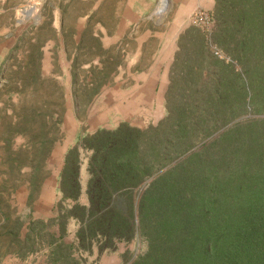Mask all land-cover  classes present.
<instances>
[{
  "label": "rangeland",
  "instance_id": "1",
  "mask_svg": "<svg viewBox=\"0 0 264 264\" xmlns=\"http://www.w3.org/2000/svg\"><path fill=\"white\" fill-rule=\"evenodd\" d=\"M159 1L0 0V264H43L45 244H38L18 258V246L4 231L20 217L22 241L30 219L56 216L60 198L57 178L63 155L80 135L100 127L113 128L124 113L142 123L149 121L152 114L147 108L136 106L135 97L143 94L147 83L141 79L148 71H152V78L157 76L161 65H152L153 60L166 58L175 33L185 26L199 27L208 44L223 53V59L213 56L208 45L212 57L223 63L214 67L213 75L228 85L218 89L224 96L222 101H212L211 106L205 107L204 127H208V134L171 165L148 178L138 191L184 161V168L164 177L169 205L182 192L183 205L190 213H199L201 207L208 209L207 215L199 219L203 227L211 230L243 224L250 215L260 220L264 217V0L237 3L246 18L241 27L236 21L237 10L215 13L213 0H169L163 13L156 11ZM218 41L225 49L218 46ZM35 47L42 52L41 78L52 79L55 86L39 84L37 90L23 87L21 73ZM76 54L83 64L97 65L100 60L112 66L120 63L116 74L109 77L110 84L78 114L71 88V65ZM237 75L248 89L244 109H240V93L235 91ZM89 78L90 74L80 73V80ZM161 85V81L154 83L152 91L156 96ZM212 87L213 81L204 91L210 92V98ZM59 94L63 97L60 100ZM47 101L50 110L58 104L63 113L58 140L44 160L34 152L37 143L33 134L20 132V121L32 105L38 108ZM30 161L41 165L40 188L32 200ZM87 179L84 159L80 171L83 188ZM79 202H86L84 195ZM64 206L69 207L67 203ZM6 216L10 222H5ZM70 227L69 221L67 229ZM145 247L140 238L130 244L120 243L118 249L128 253V260L121 259L118 264H130ZM114 255L103 254V259H97L94 254L88 264H105Z\"/></svg>",
  "mask_w": 264,
  "mask_h": 264
},
{
  "label": "trees",
  "instance_id": "2",
  "mask_svg": "<svg viewBox=\"0 0 264 264\" xmlns=\"http://www.w3.org/2000/svg\"><path fill=\"white\" fill-rule=\"evenodd\" d=\"M239 1L213 0L214 12L237 10L236 21L241 27L246 18L236 7ZM217 44L224 48L220 41ZM208 45L206 35L196 26H189L178 36V49L164 94L166 114L156 125L142 129L120 122L113 128L100 127L80 135L76 144L65 151L57 178L60 198L56 203V216L47 220L30 219L22 241L19 239L23 226L20 217L4 231V235L11 236L12 244L18 246V258L38 244H45L48 264H88V258L94 254L98 259L103 254L115 253L120 243L130 244L140 238L145 250L130 264H264V217L260 220L250 215L243 224L211 230L203 227L199 219L207 215L208 209L201 207L199 213H190L183 205L182 192L172 205L166 202L164 177L184 168L182 164L186 162L174 165L142 192L138 191L148 178L190 151L209 132L208 127H204L205 107L211 106L212 101H222L224 96L218 89L227 88L228 84L213 75L214 67L223 63L212 57ZM30 54L27 67L21 73L23 87L37 90L39 84L55 86V81L40 76V47H35ZM77 55L72 59L71 88L78 114L110 84L109 77L116 74L120 63L112 66L100 60L97 65L83 64ZM86 65L88 68H84ZM8 69L9 65L5 74ZM80 73H88L91 78L80 80ZM237 78L235 91L240 93L239 106L244 109L248 89L238 75ZM212 81L214 92L210 98V92L204 91ZM62 98L59 94V100ZM47 105L48 101L38 108L32 105L20 121V132L33 134L37 143L34 152L44 160L58 140L63 113L62 106L52 105L50 110ZM84 159L88 174L85 188L80 182ZM31 161L28 163L30 200L40 188L41 168ZM82 195L85 203L79 202ZM65 203L69 207H65ZM4 219L11 221L8 216ZM71 220L78 225L76 243L66 244L62 238ZM55 227L58 235L53 231ZM127 254L121 255L123 262L128 260Z\"/></svg>",
  "mask_w": 264,
  "mask_h": 264
},
{
  "label": "crops",
  "instance_id": "3",
  "mask_svg": "<svg viewBox=\"0 0 264 264\" xmlns=\"http://www.w3.org/2000/svg\"><path fill=\"white\" fill-rule=\"evenodd\" d=\"M188 27L189 26H185L182 29H180L178 32L175 33L174 40L172 43V47L170 49V53L168 55H166V58H164L163 60L162 59L159 60L158 58L153 60L154 62H152L153 63L152 65H161L160 66L161 68L159 70H157V76L152 78L150 75L152 71H150V72L148 71V73H146V76H143L142 77L143 79H141L143 81H146L147 83L144 86L145 91H143V94H139L137 97H135L136 106L139 107V105H140L142 107L147 108V112L149 114H152V117L149 119V121L147 123H142L141 121H137L136 119H134L132 117V115L128 116V113H124L120 117V121L118 123L128 122L132 126H135L138 128H145L149 124L155 125L158 121H160L165 116L166 111H165V106H164V94H165V91H166V88L168 85L170 66L173 63L175 53L178 49L177 48L178 36ZM165 67H166V69H165ZM160 81H161L162 85H161V88L159 90L158 95L156 96V94L152 91V88L154 87V83L157 82V84H158ZM75 224H76V222L74 220L70 221L71 227L66 229V234L62 238V241L64 243H66V244H75L76 243L75 233H76L77 229H76ZM54 231H55L56 235H58V228L57 227L55 228ZM123 253L124 252L120 251L119 249L115 253H112V254H115L114 258L111 259L113 264H118L119 262H122L121 255ZM44 254H42V257H43L42 262H43V264H48L47 263L48 262L47 261L48 248L44 250ZM104 256H102V259L104 258ZM107 261L105 264H107ZM111 261L109 260L108 264H112Z\"/></svg>",
  "mask_w": 264,
  "mask_h": 264
},
{
  "label": "bare ground",
  "instance_id": "4",
  "mask_svg": "<svg viewBox=\"0 0 264 264\" xmlns=\"http://www.w3.org/2000/svg\"><path fill=\"white\" fill-rule=\"evenodd\" d=\"M168 5H169V0H160L156 11L158 13L161 12L163 13L168 8Z\"/></svg>",
  "mask_w": 264,
  "mask_h": 264
},
{
  "label": "built area",
  "instance_id": "5",
  "mask_svg": "<svg viewBox=\"0 0 264 264\" xmlns=\"http://www.w3.org/2000/svg\"><path fill=\"white\" fill-rule=\"evenodd\" d=\"M209 47L213 56L218 57L220 59L224 58L223 53L216 46L209 44Z\"/></svg>",
  "mask_w": 264,
  "mask_h": 264
}]
</instances>
